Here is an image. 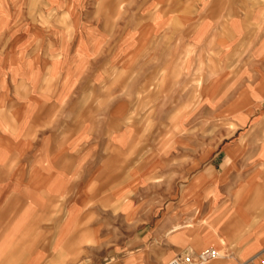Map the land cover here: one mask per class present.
Segmentation results:
<instances>
[{
  "label": "rangeland",
  "instance_id": "rangeland-1",
  "mask_svg": "<svg viewBox=\"0 0 264 264\" xmlns=\"http://www.w3.org/2000/svg\"><path fill=\"white\" fill-rule=\"evenodd\" d=\"M189 2L0 0V126L85 186L81 209L68 206L76 191L56 198L62 240L35 242L38 264L46 247L53 264H165L212 247L163 258L180 228L196 229L179 224L189 186L217 176L232 143L264 146V21L221 53L194 44L176 10Z\"/></svg>",
  "mask_w": 264,
  "mask_h": 264
},
{
  "label": "crops",
  "instance_id": "crops-1",
  "mask_svg": "<svg viewBox=\"0 0 264 264\" xmlns=\"http://www.w3.org/2000/svg\"><path fill=\"white\" fill-rule=\"evenodd\" d=\"M167 1L157 0V4L164 5ZM189 1L190 8L182 3L176 10L182 11L183 24L193 26L194 44L218 49L221 53L238 41L247 25L264 21V0ZM186 8L191 11L184 12ZM156 16L160 19L158 25L164 28L167 14L157 12ZM19 138V132H8L0 126V264H38L35 242L62 240L61 232H54L57 226L66 225V220L54 216V210L60 205L56 202L61 201L56 198L68 197L76 191L78 198L68 202V206L78 210L81 209L78 194L85 191L84 184L73 183L74 174L69 170L37 164L42 151L30 141L28 146L22 145ZM243 145L241 140L232 143L217 176L213 177L210 170L205 171L204 176L200 174L206 178L204 184L189 186L185 205L190 221L179 224L196 226V229L180 228L169 239L171 246L163 258L190 245L211 244L224 254L219 251L217 258L204 264H264V146L257 144L247 152ZM70 155L62 153L61 159ZM22 157L29 160L23 168L18 164ZM14 159L18 163L8 169L6 161ZM109 188L106 191L113 192ZM125 221L128 223V207ZM41 233L45 236L38 237ZM99 236L110 240L113 233ZM21 240L34 242L29 251L22 253L16 249ZM49 255L46 247L44 264H53L52 259H46Z\"/></svg>",
  "mask_w": 264,
  "mask_h": 264
},
{
  "label": "built area",
  "instance_id": "built-area-1",
  "mask_svg": "<svg viewBox=\"0 0 264 264\" xmlns=\"http://www.w3.org/2000/svg\"><path fill=\"white\" fill-rule=\"evenodd\" d=\"M219 256V251L213 247H208L203 249L196 259L194 253L179 254L173 257L171 260L165 264H198V263H207L212 259H215Z\"/></svg>",
  "mask_w": 264,
  "mask_h": 264
},
{
  "label": "bare ground",
  "instance_id": "bare-ground-1",
  "mask_svg": "<svg viewBox=\"0 0 264 264\" xmlns=\"http://www.w3.org/2000/svg\"><path fill=\"white\" fill-rule=\"evenodd\" d=\"M188 225V224H187ZM134 260V257L133 258H131V261H133ZM198 264H203L202 262L201 263H198Z\"/></svg>",
  "mask_w": 264,
  "mask_h": 264
}]
</instances>
